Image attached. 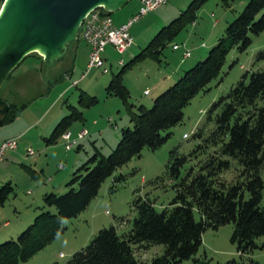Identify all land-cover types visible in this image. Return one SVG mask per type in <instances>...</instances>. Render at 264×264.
Masks as SVG:
<instances>
[{
  "label": "rangeland",
  "instance_id": "374dc122",
  "mask_svg": "<svg viewBox=\"0 0 264 264\" xmlns=\"http://www.w3.org/2000/svg\"><path fill=\"white\" fill-rule=\"evenodd\" d=\"M138 1L130 0L111 13L113 20L117 22L128 15L138 5ZM192 1L169 0L158 10L137 21L130 29L133 44L124 54H118L113 46L107 47L103 55L107 72L93 69L81 79L87 69L89 46L80 37L69 45L60 60L44 64L41 57L31 54L12 72L0 90V99L18 107L25 106L18 111H11L12 121L0 125V142L21 134L17 150L7 151L0 165V187L10 182L15 190V194L0 207V244L16 239L41 211L50 210L55 213L54 208L43 207V194L66 193L69 190L66 185L73 172L96 149L107 156L116 147L121 130L132 127L128 107L118 97L108 95L106 86L113 74L120 72L122 66L118 62L121 59L127 64ZM247 2L229 0L231 7L228 8L220 0H207L197 11L194 26L189 25L177 35L163 50L160 62L153 58L146 59L126 71L123 83L130 92L129 103L134 105L133 111L140 105L150 108L156 96L173 85L184 71L203 60L213 46L210 44L224 34L228 23L238 16ZM250 38L251 44L245 52L230 50L219 77L211 81L206 92L192 99L184 109L183 121L170 129L169 138L161 147L156 150L143 149L140 156L133 157L116 170L80 215L64 220L66 230L62 235L20 264H65L75 252L91 242L98 230L113 226L119 234L126 233L131 229L136 216L133 204L138 198L151 200L157 211L167 207L175 198L173 180L166 174L170 152L176 150L178 155L187 156L198 143L194 137L195 132L203 128L208 134L213 128V123L207 121V112L212 104L226 95L244 75L249 77L252 72L264 71V58L258 59L260 53H264V31L258 35L250 34ZM181 43H186L191 50L190 58L183 60L182 50L172 49L173 44ZM202 43L205 46L202 47ZM146 89L149 91L147 95L144 94ZM82 92L95 97L97 103L88 108H80L79 96ZM68 105L80 109L83 115V121L75 122L70 130L72 138L83 128L88 131V135L69 151L64 149L61 140L46 147L43 139L49 137L53 127L69 113ZM28 148L34 150V156L26 155ZM195 164V158H189L182 173ZM240 171L241 166L236 160H231V167L222 174V178L232 182ZM66 175H69L66 183L59 186ZM120 176L123 180L113 183L114 177ZM158 177H163V180L158 182ZM112 186L115 187L113 192ZM194 218L200 220L196 210ZM232 232V224L217 229L207 228L202 233L201 245L195 258L205 264H225L231 260L241 264H264V236L256 239L258 248L249 254H240L237 244L230 239ZM161 254L163 246L155 244L135 250L134 256L147 264ZM183 264H192V260H186Z\"/></svg>",
  "mask_w": 264,
  "mask_h": 264
},
{
  "label": "trees",
  "instance_id": "16d2710c",
  "mask_svg": "<svg viewBox=\"0 0 264 264\" xmlns=\"http://www.w3.org/2000/svg\"><path fill=\"white\" fill-rule=\"evenodd\" d=\"M206 1L189 3L177 18L163 26L138 54L123 64L120 72L113 74L106 92L128 107L132 127L121 130L116 147L107 156L96 149L73 172L66 193L43 194V207L54 208L56 212L41 211L16 239L0 244V264L26 262L62 235L66 230L64 220L80 215L116 170L140 156L143 149L156 150L167 141L170 129L181 124L184 109L192 99L206 92L211 81L219 77L230 50L245 52L252 41L250 34L264 31V0H248L203 60L184 71L173 85L156 96L150 108L140 105L133 111L130 92L123 83L126 71L146 59L160 62L163 50L195 23L197 11ZM220 1L225 7H231L229 0ZM260 58H264V53H260ZM96 103L97 99L85 92L79 96L80 108ZM24 106L10 104L9 111L0 117V125L11 122L10 112ZM68 111L49 137L43 139L46 146L60 140L64 145L62 135L70 132L75 122L83 121L80 109L68 105ZM207 121L213 123V128L208 134L203 128L195 132L198 143L187 156L178 155L176 150L170 152L166 174L173 180V201L157 211L151 200L136 199L133 204L136 216L129 231L119 234L113 226L98 230L91 242L65 264H146L134 256L135 250L155 244L163 246V254L147 264H183L186 260L205 264L195 258L202 233L207 228L217 229L226 224L233 225L230 239L237 244L238 253L249 254L259 247L256 239L264 236V71L252 72L249 77L244 75L226 95L212 104ZM191 157L196 164L182 173ZM231 160H236L241 171L234 181L227 182L222 174L230 169ZM120 180L122 176L114 177L113 183ZM162 180L163 177L157 179L158 182ZM111 191H115V187L112 186ZM13 194L11 183L3 184L0 207ZM194 210L200 215L199 221L194 218ZM225 264L241 263L231 260Z\"/></svg>",
  "mask_w": 264,
  "mask_h": 264
},
{
  "label": "water",
  "instance_id": "95a60500",
  "mask_svg": "<svg viewBox=\"0 0 264 264\" xmlns=\"http://www.w3.org/2000/svg\"><path fill=\"white\" fill-rule=\"evenodd\" d=\"M130 0H3L0 7V90L12 72L31 54L44 64L60 60L78 39L91 11L111 14ZM10 103L0 99V117Z\"/></svg>",
  "mask_w": 264,
  "mask_h": 264
},
{
  "label": "built area",
  "instance_id": "2783aa9c",
  "mask_svg": "<svg viewBox=\"0 0 264 264\" xmlns=\"http://www.w3.org/2000/svg\"><path fill=\"white\" fill-rule=\"evenodd\" d=\"M3 0H0V7ZM169 0H139V8L135 14L124 21L123 24L116 25L112 20L110 14L104 12L102 9H96L91 11L83 22L81 23L79 29V35L83 42L89 46L87 69L85 73L81 76L83 79L87 73L91 72L93 69H102L103 72H107L108 69L104 67V52L107 46H113L118 54H124L126 50L133 44V39L130 34L131 27L140 21L141 18L145 17L149 13L158 10L161 6L168 3ZM194 26V23L192 24ZM173 50H182V58L187 59L191 57V50L188 48L186 43L173 44ZM119 65H123V60L118 62ZM144 94H149L148 90L144 91ZM110 121V119H109ZM88 135L86 129H82L78 135L77 139H82ZM70 132L62 135V140H64V146L66 150H69L75 143L76 140L72 138ZM184 138L187 137L186 134L183 135ZM18 148V139L10 138L0 142V165L3 161V155L7 151H16ZM34 150L28 148L27 154L29 156H34ZM62 257L63 254H60Z\"/></svg>",
  "mask_w": 264,
  "mask_h": 264
},
{
  "label": "crops",
  "instance_id": "0c3cea01",
  "mask_svg": "<svg viewBox=\"0 0 264 264\" xmlns=\"http://www.w3.org/2000/svg\"><path fill=\"white\" fill-rule=\"evenodd\" d=\"M138 5H139V1H138ZM136 6L135 8H134V10L133 11H130L129 13H128V15H126V16H124V17H122L121 19H119L117 22H115V20H113V18H112V20L114 21V23L116 24V25H120V24H123L124 23V21H126L129 17H131L134 13H136V11L138 10V8H139V6ZM216 43V40H214L210 45H214ZM201 46L203 47V46H205L204 45V43H202L201 44ZM108 47V46H107ZM107 47H106V49H105V52H106V50H107ZM105 52H104V54H105ZM103 54V55H104ZM106 58H105V56H104V60H105ZM184 60V59H183ZM182 60V61H183ZM105 62H106V60H105ZM147 90V89H146ZM145 91V90H144ZM4 99V98H3ZM10 103V102H9ZM11 104V103H10ZM15 105V104H14ZM16 106H18V105H16ZM84 129V128H83ZM82 129H80V130H78V132H76L77 134H76V137H74V140H76L77 139V135H78V133L81 131ZM20 135L21 134H18V135H16V136H12L13 138H17L18 140H20ZM72 135V134H71ZM11 137V138H12ZM83 139V138H82ZM80 139H77L76 140V143L75 144H77L78 143V141H79ZM46 146V145H45ZM46 147H48V146H46ZM63 147H64V149H65V146L63 145ZM73 147V146H72ZM72 147L69 149V150H71L72 149ZM66 150V149H65ZM69 150H66V151H69ZM59 167H62V165H60ZM70 175V174H69ZM69 175H66V176H64V178H63V182L61 181V182H59V186H61L63 183H66V179H68V176ZM52 188H54V186L52 187ZM62 254V253H61Z\"/></svg>",
  "mask_w": 264,
  "mask_h": 264
}]
</instances>
